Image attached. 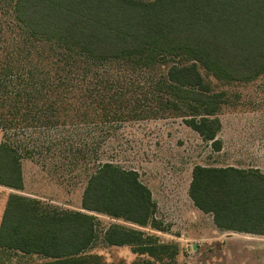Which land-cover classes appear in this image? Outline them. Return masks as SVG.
Instances as JSON below:
<instances>
[{"label":"trees","instance_id":"16d2710c","mask_svg":"<svg viewBox=\"0 0 264 264\" xmlns=\"http://www.w3.org/2000/svg\"><path fill=\"white\" fill-rule=\"evenodd\" d=\"M12 1L25 32L15 54L29 57L25 76L30 89L26 106L21 98L25 91L12 102L8 81L0 78L1 128L16 126L13 117L20 114L39 127L102 121L114 128L130 102L122 92H109L112 84L102 79L100 70L124 61L143 69L164 62L153 87L159 102L165 107L183 103L189 111L181 114L184 122L220 150V96L210 93L201 67L230 81H248L264 72V0ZM2 38L0 28V48ZM51 95H56L52 104L37 106V100ZM95 140L96 149L103 140ZM67 148L61 153L83 152L74 143ZM22 158L16 144L0 142V185L23 189ZM188 193L199 209L212 213L219 229L264 235V173L259 169L196 164ZM36 202L18 192L9 194L0 223V251L35 254L44 258L39 264H84L86 249L97 238L96 214L135 225L110 223L103 235L107 245L127 244L158 258L169 248L143 229L166 231L156 217L150 188L137 170L113 161L98 163L88 175L83 210L41 212ZM168 253L174 255L176 248Z\"/></svg>","mask_w":264,"mask_h":264},{"label":"rangeland","instance_id":"374dc122","mask_svg":"<svg viewBox=\"0 0 264 264\" xmlns=\"http://www.w3.org/2000/svg\"><path fill=\"white\" fill-rule=\"evenodd\" d=\"M13 4L12 0H0L3 31L0 78L8 81L12 102L17 93L25 91L21 98L26 106L29 57L15 54L25 32L16 19ZM52 59L49 54L47 60ZM164 64L143 69L124 61L108 64L106 71L100 70L102 79L112 84L109 92H122V98L130 102L121 111L122 120L113 123L114 128L102 121L39 127L22 114L13 117L18 119L13 122L16 126L0 127V142H13L23 154L24 177L22 190L0 185V223L11 192L37 201L41 212L83 210L81 203L88 175L98 163L110 160L137 170L141 181L150 188L153 200L158 203L157 219L166 231L149 227L144 231L158 236V244L169 248L158 258L139 254L128 246L107 245L104 231L114 221L93 213L99 218L97 238L86 249L88 261L84 264H147V260L153 264H264V236L219 229L213 223L212 213L198 210L188 195L196 164H238L245 169L264 170V72L248 81H230L201 67L210 93L220 96L217 115L222 123L218 133L222 148L217 151L211 141L204 140L184 122L181 114L189 111L183 103L165 107L159 102L161 98L153 87L166 68ZM162 96L164 100L171 99ZM54 99L56 95L47 96V101L39 99L37 106L44 108ZM98 138L103 141L95 149L93 144ZM69 143L83 152L61 153L68 149ZM172 246L176 248L174 255L168 253L174 249ZM43 260L35 254L0 251V264H39Z\"/></svg>","mask_w":264,"mask_h":264},{"label":"crops","instance_id":"0c3cea01","mask_svg":"<svg viewBox=\"0 0 264 264\" xmlns=\"http://www.w3.org/2000/svg\"><path fill=\"white\" fill-rule=\"evenodd\" d=\"M221 150V149H220ZM220 150H217V151H220ZM205 166H207V165H205ZM225 166H235V167H238V168H244V167H241V166H239L238 164H231V165H225ZM245 169V168H244ZM254 169H259L262 173H264V170L263 169H261V168H258V167H255ZM188 195H189V193H188ZM190 197V196H189ZM191 198V197H190ZM193 201V200H192ZM194 203V202H193ZM158 204V203H157ZM196 208L199 210V208L196 206ZM201 210V209H200ZM156 217H157V215H156ZM212 219H213V215H212ZM113 221L114 222H121V223H126V224H128V225H131V226H135L134 224H132V223H129V222H124V221H122V220H117V219H113ZM213 223H214V220H213ZM215 224V223H214ZM215 226H216V224H215ZM217 227V226H216ZM145 228H148V227H145ZM145 228H143V229H145ZM155 230V229H154ZM223 231H230V232H236V231H232V230H223ZM237 233H242V234H247V235H252V236H264V235H256V234H251V233H244V232H237ZM110 246H115V245H110ZM125 246H128V247H131L130 245H123V247H125ZM132 248V247H131Z\"/></svg>","mask_w":264,"mask_h":264}]
</instances>
